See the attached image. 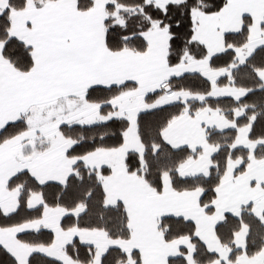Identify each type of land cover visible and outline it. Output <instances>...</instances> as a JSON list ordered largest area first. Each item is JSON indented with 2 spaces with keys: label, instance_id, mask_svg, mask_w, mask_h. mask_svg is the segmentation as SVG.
<instances>
[{
  "label": "snow or ice",
  "instance_id": "1",
  "mask_svg": "<svg viewBox=\"0 0 264 264\" xmlns=\"http://www.w3.org/2000/svg\"><path fill=\"white\" fill-rule=\"evenodd\" d=\"M0 264H264V0H0Z\"/></svg>",
  "mask_w": 264,
  "mask_h": 264
}]
</instances>
